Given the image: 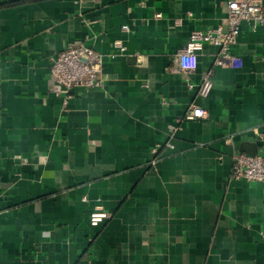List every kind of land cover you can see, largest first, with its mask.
Listing matches in <instances>:
<instances>
[{"label":"crops","instance_id":"crops-1","mask_svg":"<svg viewBox=\"0 0 264 264\" xmlns=\"http://www.w3.org/2000/svg\"><path fill=\"white\" fill-rule=\"evenodd\" d=\"M226 1L0 0V264H264V184L231 178L264 157V25L241 24L232 66L204 45L176 71ZM78 45L102 86L64 100L50 59Z\"/></svg>","mask_w":264,"mask_h":264},{"label":"built area","instance_id":"built-area-1","mask_svg":"<svg viewBox=\"0 0 264 264\" xmlns=\"http://www.w3.org/2000/svg\"><path fill=\"white\" fill-rule=\"evenodd\" d=\"M224 11L222 26L213 30L191 33L185 47L177 53V72H194L198 66V53L204 45L218 48L214 60L215 66H232L234 60L230 49L237 43L241 24H248L253 31L264 25L263 0H227ZM103 60V55L85 45L68 46L56 57L51 58L50 74L61 87L57 95H63L64 100H67L74 88L80 87L87 90L102 86L100 74ZM212 75V70H207L202 74L198 95L206 96L209 93L212 87ZM205 117L206 112L203 109L191 107L185 113L184 119L193 120ZM231 178L264 184V157L247 156L243 153L234 154ZM108 217L106 212L97 209L89 215V224L96 227Z\"/></svg>","mask_w":264,"mask_h":264}]
</instances>
